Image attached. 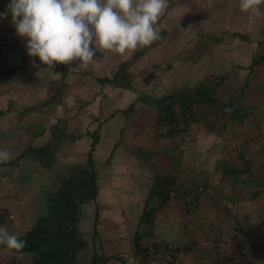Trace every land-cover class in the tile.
I'll use <instances>...</instances> for the list:
<instances>
[{"label": "rangeland", "instance_id": "1", "mask_svg": "<svg viewBox=\"0 0 264 264\" xmlns=\"http://www.w3.org/2000/svg\"><path fill=\"white\" fill-rule=\"evenodd\" d=\"M9 3L0 0V13ZM238 4L169 0L158 19L160 39L123 54L100 50L87 68L73 61L49 69L27 54L11 14L0 19V150L11 163H0V226L18 238L38 227L23 210L35 211L36 203L35 220L43 216L52 193L66 190L80 169L83 179L96 175L98 186L115 179L118 190L133 194L141 238L133 264H140L142 243L169 244L173 264H264V61L248 68L264 54V5L257 16ZM117 71L114 83L99 84ZM200 83L218 84L217 103L188 106L185 114L176 104L178 128L157 126L156 101ZM28 147L45 150L32 154ZM56 158L63 164L41 181ZM33 175L37 183L28 180ZM156 183L167 191L162 207L152 193ZM117 199L125 207V197ZM77 205L83 209L73 203L69 238L81 240L90 215ZM144 209L151 211L146 224ZM27 253L0 246V264H28L21 258Z\"/></svg>", "mask_w": 264, "mask_h": 264}, {"label": "clouds", "instance_id": "2", "mask_svg": "<svg viewBox=\"0 0 264 264\" xmlns=\"http://www.w3.org/2000/svg\"><path fill=\"white\" fill-rule=\"evenodd\" d=\"M264 0H239L241 12L260 15ZM169 0H10L0 19L11 14L16 34L26 40L27 54L49 69L78 61L87 68L100 50L123 54L160 39L158 19ZM10 153L0 150V163ZM28 244L0 226V246L20 251Z\"/></svg>", "mask_w": 264, "mask_h": 264}, {"label": "crops", "instance_id": "3", "mask_svg": "<svg viewBox=\"0 0 264 264\" xmlns=\"http://www.w3.org/2000/svg\"><path fill=\"white\" fill-rule=\"evenodd\" d=\"M118 155L120 154L118 153ZM130 155L134 157L133 154ZM61 160V158H56L49 161L52 165V170L44 167L45 175H42L41 181L46 178L49 179L48 176L53 173L54 165L63 164ZM28 161L33 170V160L30 159ZM114 162L117 168L116 171L122 172L123 165H120L117 160ZM81 170L84 172L83 169ZM13 177L16 178L14 175ZM30 178L32 179L28 180L31 183H37L40 180L37 175H33ZM72 179L73 181L66 190H58V192L52 193L53 197L48 199L49 205L48 207L45 205V208H43L45 212L40 218L35 220L37 215L36 203H33L35 211L26 210V208L23 210L24 215L26 213L30 221H36L38 227L32 226L30 229L32 231L27 230L26 234L20 238L28 241L24 251L30 252L22 255L21 258H24L22 261L28 262V264H133L136 255H134V239L138 229L137 217L135 218L133 215H136V213L140 214L135 211V205H133V199H131L133 194L130 196L128 192L118 190V182L115 179L111 180V182L108 180L109 183H105L104 186H98L99 180H96V175L90 177L89 181L88 179H83L80 169L75 177L72 176ZM108 181L106 180V182ZM42 185L44 186V184H41L37 188ZM4 186L13 188L9 181ZM16 187L17 185L14 188ZM119 196H124L126 199V202L124 201L125 207L122 209L117 204V197ZM76 197L77 199H75ZM20 200L23 201V199ZM75 201L83 204V209L79 208L81 205H77L79 213L81 210H85L89 212L87 215H90L89 219L84 221L85 228L81 227V240L76 239L75 235L71 239L69 238V230L72 229L70 227L72 224L74 226L76 221L73 219L76 214L72 213V205ZM127 204L133 206V210L129 209ZM10 209L12 210V208H9V211H11ZM94 212L95 216L92 217ZM96 214L98 215L97 223ZM10 216L9 212V218L14 220L13 215ZM37 223H40V225ZM87 224L92 227H87ZM89 228L90 231H87ZM94 229L97 231V237H89L90 235L93 236ZM36 230H41L42 234H39ZM71 233H75V231L72 230ZM38 246L41 247L37 251L31 250V247Z\"/></svg>", "mask_w": 264, "mask_h": 264}, {"label": "trees", "instance_id": "4", "mask_svg": "<svg viewBox=\"0 0 264 264\" xmlns=\"http://www.w3.org/2000/svg\"><path fill=\"white\" fill-rule=\"evenodd\" d=\"M142 54V51L138 50L134 53L133 56V60L136 59L137 57H139ZM264 61V54L260 55L259 57L253 59L250 63V65L248 66L249 70H252V68H254L255 66H258L261 62ZM126 64V63H124ZM123 65H120V68H122ZM118 75V71L117 73H115V75H113L110 78L107 77H102V78H98V82L99 84H104L105 82L107 83H114L116 78ZM124 86V84H122ZM217 85H212V87H209L207 85H204L202 83L198 84L195 86V88L190 91V92H184V93H178L176 95L173 96H167V97H162L161 99H159L158 101H156L157 103V107H158V111L159 114L157 116L156 119V124L157 126H173L174 128L176 126H178V120L177 118H179V113L176 114V112L174 111V106L177 104H180V109H181V114H185V111L187 110L188 106H193L194 104H202L204 102L209 103V104H213V103H217L216 100L213 97V93L215 91ZM174 128H172V130H174ZM178 128V127H177ZM175 128V129H177ZM97 137L94 136V140L92 142V148L95 146L96 142H97ZM46 147V145H45ZM27 150L31 151L32 154H42V152H44V147L41 148H32V147H28ZM24 153L25 151H23L18 158H23L24 157ZM26 154V153H25ZM32 156V155H31ZM90 156V154H89ZM88 162L89 165L92 167V162L90 161V158H88ZM2 165H11V163H3ZM1 166V165H0ZM166 182V181H165ZM152 193L155 195L157 199V202L159 204V207L164 206V204L167 202V191L164 188V183L160 184V183H156L153 185V189H152ZM145 210V209H144ZM151 216V211L150 210H145L143 212V214L140 217V221H145L144 223L146 224V222H149ZM9 218V216H8ZM4 222V218L2 216H0V224ZM97 231L96 229L93 230V235L96 236ZM147 235V233H145ZM150 234V233H149ZM139 235L136 234L134 242H138L139 239ZM135 243V244H136ZM155 245V247L161 246L158 243H152ZM141 246V244H140ZM139 246V247H140ZM164 248H171L169 244H164L163 245ZM171 251V260L168 261V264H173L174 261V251L173 249L170 250ZM93 262H94V258H93Z\"/></svg>", "mask_w": 264, "mask_h": 264}, {"label": "built area", "instance_id": "5", "mask_svg": "<svg viewBox=\"0 0 264 264\" xmlns=\"http://www.w3.org/2000/svg\"><path fill=\"white\" fill-rule=\"evenodd\" d=\"M140 264H168L171 260V248L155 247L152 243H142L139 247Z\"/></svg>", "mask_w": 264, "mask_h": 264}]
</instances>
